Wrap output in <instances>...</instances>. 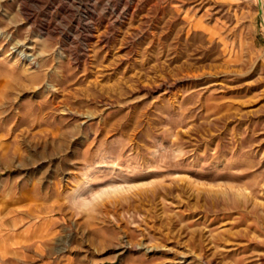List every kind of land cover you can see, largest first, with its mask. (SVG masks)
<instances>
[{
	"label": "rangeland",
	"instance_id": "374dc122",
	"mask_svg": "<svg viewBox=\"0 0 264 264\" xmlns=\"http://www.w3.org/2000/svg\"><path fill=\"white\" fill-rule=\"evenodd\" d=\"M263 8L0 0V264H264Z\"/></svg>",
	"mask_w": 264,
	"mask_h": 264
},
{
	"label": "bare ground",
	"instance_id": "6f19581e",
	"mask_svg": "<svg viewBox=\"0 0 264 264\" xmlns=\"http://www.w3.org/2000/svg\"><path fill=\"white\" fill-rule=\"evenodd\" d=\"M261 4H264V0H259ZM262 19L264 20V8L261 9Z\"/></svg>",
	"mask_w": 264,
	"mask_h": 264
},
{
	"label": "clouds",
	"instance_id": "9594fccd",
	"mask_svg": "<svg viewBox=\"0 0 264 264\" xmlns=\"http://www.w3.org/2000/svg\"><path fill=\"white\" fill-rule=\"evenodd\" d=\"M73 206L76 207V205ZM77 211H85V209L77 208Z\"/></svg>",
	"mask_w": 264,
	"mask_h": 264
}]
</instances>
